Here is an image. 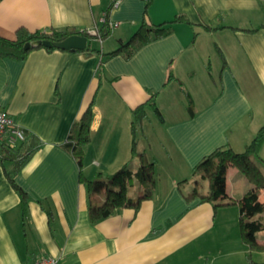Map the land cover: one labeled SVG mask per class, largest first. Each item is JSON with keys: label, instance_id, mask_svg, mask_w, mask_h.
I'll return each instance as SVG.
<instances>
[{"label": "crops", "instance_id": "1", "mask_svg": "<svg viewBox=\"0 0 264 264\" xmlns=\"http://www.w3.org/2000/svg\"><path fill=\"white\" fill-rule=\"evenodd\" d=\"M177 16L186 20L172 22ZM106 23L110 35L101 40ZM143 24L170 30L129 58L106 56ZM261 25L264 0H0V36L14 38L21 27H72L93 35L100 50L36 49L25 60L0 61V110L42 142L14 176L28 196L25 210L7 177L11 163H0V264L44 257L62 264H248L238 206L215 211L183 192L192 189L203 157L223 146L243 152L264 125V27L250 31ZM153 94L162 118L147 106L137 144L156 161L154 194L138 210L92 224L81 175L92 180L131 164L138 171L132 111ZM92 101L81 169L63 145ZM256 163L264 169V142ZM200 184L208 190L207 181ZM252 188L228 168L227 198ZM256 238L264 244V232ZM252 258L264 264V251Z\"/></svg>", "mask_w": 264, "mask_h": 264}, {"label": "trees", "instance_id": "2", "mask_svg": "<svg viewBox=\"0 0 264 264\" xmlns=\"http://www.w3.org/2000/svg\"><path fill=\"white\" fill-rule=\"evenodd\" d=\"M186 18L177 16L172 22L180 21ZM209 30L216 28L205 24ZM264 27L261 25L250 31H256ZM170 26L158 25L152 27L143 24L127 41L106 56L124 55L131 57L142 45L147 43L153 37H160L169 32ZM152 34H154L152 36ZM72 35H84L88 37L89 51L100 52L92 47L93 35L87 31H81L72 27L65 28H48L30 31L27 28L21 27L16 30L14 38L0 36V61L6 58L17 60H25L29 54L36 49H25V44L32 40H48L51 43L60 42ZM110 35V28L106 23L99 30L101 40L106 39ZM97 37V36H96ZM37 49H45L49 52L61 50L55 47H40ZM84 51V50H75ZM171 76L169 77V79ZM188 106H191V98L189 94ZM155 94L147 100V102L133 109V119L131 121L132 144L131 151L133 154L138 153L137 135L138 129H141L142 123L147 117V106L162 118L159 109L155 102ZM92 101L81 118L75 121L68 134L67 141L63 147L77 160L81 169L83 168L84 152L86 145L91 141V124L94 118ZM264 142V125L258 130L254 139L247 145L243 152H236L229 146L217 148L209 155L203 157L194 167L193 187L189 192H183L185 198L190 201L195 198H200L202 202H208L213 205L215 211L224 206H238L239 209V228L242 242L248 247L246 258L248 264H263L253 260V251H264V244L257 241L256 234L264 232L263 219L257 217L258 214L264 213V203L259 201V197L264 190V169L256 163L258 152ZM42 145V142L33 135H28L26 140L16 148H10L5 144L0 146L1 159L0 163H11L12 168L6 169L7 177L12 186L21 195V204L25 210L28 200L27 193L16 183L15 174L19 169L30 159L33 152ZM140 159V167L137 172H133L128 165H124L114 173L104 175L98 173L97 178L89 180L81 175V181L86 186L88 197V214L92 224H97L107 217L115 214L123 208H132L138 210L143 202L150 199L155 191L158 173L156 161L150 160L145 153H138ZM230 167L237 168L253 185V188L247 192L241 199L234 200L227 198L226 193V174ZM135 180L142 189V193L133 197L130 192L135 185ZM201 180L208 183V190L204 191L200 184ZM184 181H181V185ZM103 197V200L100 199ZM226 200V201H224ZM43 204V202H41ZM47 214L50 219H53V212L47 209Z\"/></svg>", "mask_w": 264, "mask_h": 264}, {"label": "built area", "instance_id": "3", "mask_svg": "<svg viewBox=\"0 0 264 264\" xmlns=\"http://www.w3.org/2000/svg\"><path fill=\"white\" fill-rule=\"evenodd\" d=\"M119 0H114L116 4ZM26 131L19 122L7 111L0 110V146L5 144L16 148L26 140ZM1 159V154H0ZM34 264H62L54 257H44Z\"/></svg>", "mask_w": 264, "mask_h": 264}, {"label": "water", "instance_id": "4", "mask_svg": "<svg viewBox=\"0 0 264 264\" xmlns=\"http://www.w3.org/2000/svg\"><path fill=\"white\" fill-rule=\"evenodd\" d=\"M89 40L87 36L84 35H72L60 42L51 43L48 40H32L25 44V49H37L40 47H55L61 50H85L87 49Z\"/></svg>", "mask_w": 264, "mask_h": 264}, {"label": "rangeland", "instance_id": "5", "mask_svg": "<svg viewBox=\"0 0 264 264\" xmlns=\"http://www.w3.org/2000/svg\"><path fill=\"white\" fill-rule=\"evenodd\" d=\"M149 114H150V119L155 120L154 115H151V113H149ZM140 130L141 129H138V133L140 132ZM137 158H138V160H140L139 157H137ZM129 168H133V164H131ZM134 184L135 185L131 188L130 194L133 197H136V196H138V195H140L142 193V189H141L140 185L138 184V182L136 180H135ZM262 216H263V220H264V213H262Z\"/></svg>", "mask_w": 264, "mask_h": 264}]
</instances>
